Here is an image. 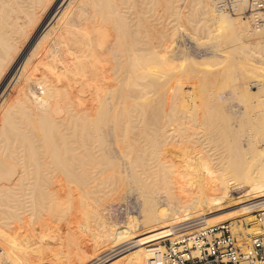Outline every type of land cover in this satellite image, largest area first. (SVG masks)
I'll return each mask as SVG.
<instances>
[{
	"label": "bare ground",
	"instance_id": "obj_1",
	"mask_svg": "<svg viewBox=\"0 0 264 264\" xmlns=\"http://www.w3.org/2000/svg\"><path fill=\"white\" fill-rule=\"evenodd\" d=\"M199 1L207 7L204 45L212 56L190 62L209 65L245 26L211 0ZM196 2L0 0V264H148V244L215 226L218 216L209 209L230 217L226 198L245 184L214 167L195 191L181 150L196 154L202 129L235 137L243 121L198 120L195 105L183 111L180 78L164 81L162 115L135 109L158 69H178L176 40ZM248 2L235 0V7ZM263 12L254 14L257 22ZM112 192L140 201L142 232L118 219L98 220ZM233 207L240 214L264 210V173ZM161 227L168 230L150 233ZM65 247L72 251L56 252Z\"/></svg>",
	"mask_w": 264,
	"mask_h": 264
},
{
	"label": "rangeland",
	"instance_id": "obj_2",
	"mask_svg": "<svg viewBox=\"0 0 264 264\" xmlns=\"http://www.w3.org/2000/svg\"><path fill=\"white\" fill-rule=\"evenodd\" d=\"M214 1L215 0H211L209 3L215 10L236 17L245 26L241 39H238V41L232 44L234 46H231L229 52L225 56L213 57L212 60H214L209 65H196V63L194 64L192 61L190 62V59L201 61L205 57L212 56V51L204 45L208 39L205 26L207 21V7H202L203 4L198 0L191 9L189 16H184V31L183 34L177 37L178 40H176L179 43V48H181V52H179L180 60L176 62L180 63L182 68H180L179 65L178 69H175V71H167L165 67L158 69L151 77V83L145 89L147 94H145L144 98L138 100L144 99L142 101L144 103L141 101L138 102L135 109L139 110V112H136L141 114L144 108L143 106H145L144 109H149L150 107L153 108L152 112L148 111L150 114L154 113L157 117L162 115L163 97L164 94H166L164 81L166 78H169L174 84V82L180 78L179 81L182 80L181 83L186 90L185 97L187 95L185 98V102L187 103L181 105L183 111H185V107L188 105L189 107L195 105L196 111H193V113L198 120L209 119L210 121H218L223 119H234L243 121V127L238 128L239 130L237 134L234 135L235 137L230 138L221 135L222 130L206 132L205 129H202V133L197 137L198 143L194 145L197 155L191 148L182 146L181 156L186 160L190 159L186 166L194 178L196 186L195 191L205 187L209 181L208 179H210L213 174L212 172L216 171L214 167L218 168L219 176H224L228 179L237 177L239 179L237 182L242 185L245 184L242 190L233 188L226 198L225 204L228 206V212L231 213L232 211L230 217L216 213L214 208L209 209L208 212L218 216V222L215 226L223 223L230 224L234 234L239 240L243 243H247L250 234L264 233V220L262 222L258 221L256 216L263 209L260 207L253 209V211L249 212L250 214H240L234 209L233 205L238 197H244L246 192L248 193L251 184L255 182V180L258 182L262 181V175L264 173V21L257 22V20H255L254 17L259 13L253 16L248 12L250 0L247 7L240 6L236 8L234 12L223 11V9L217 7ZM259 2L264 4V0H259ZM259 11L263 12L264 7L259 8L257 12ZM186 31L192 33V37L187 35ZM231 31L232 29L228 28V36H232ZM200 43L202 45H200ZM186 56H189V58H186ZM195 57L201 60H197ZM182 59L186 61H182ZM192 80L194 81L193 83H198V88H192V85H190ZM179 81L178 83H180ZM145 103L147 105H145ZM142 113L147 115L145 112ZM190 113L193 116V113ZM131 114H129V116ZM193 155H196V159L191 157ZM110 194L111 197L108 198L109 200H106V204L103 205H109L111 202L113 205L111 203V208L107 206L104 209L102 207L103 209L100 211L102 215L99 219L97 216L96 218L104 221L109 219L106 223H113L118 219L117 225L121 227H129L131 225L130 231L132 230L133 232L131 233L133 234L137 232L140 233L141 230L143 231L141 223H138L143 219L141 217L140 201L134 196L129 197L128 201H123L121 199H115L116 194L114 195L113 192ZM174 200L176 199L174 198ZM126 202L129 206V213L124 209ZM108 210L113 211L108 212ZM104 216L107 218L106 220ZM127 216L129 217L127 218ZM252 217L255 218V222L250 220ZM138 226H140L141 229ZM204 226L209 228L208 225L199 224L195 227L193 233L204 229ZM211 226L213 227L214 224H211ZM92 227L95 228L96 225L92 223ZM157 229L168 230L161 227L160 229L155 228L150 233H154ZM74 230L76 231L75 228ZM136 230L138 231L136 232ZM237 231L239 236L237 235ZM78 234L80 236L85 235L83 232ZM184 234V236H187L189 232L186 231ZM169 237L170 236L167 238L170 239ZM170 240H172V238ZM172 241L174 242L175 240ZM70 248L71 247H65L64 250L61 249L59 252L56 249V252L60 253V255H66L72 251ZM76 249H79V246H77ZM121 262L119 261V264ZM64 264H66V262ZM121 264H125V262Z\"/></svg>",
	"mask_w": 264,
	"mask_h": 264
},
{
	"label": "built area",
	"instance_id": "obj_3",
	"mask_svg": "<svg viewBox=\"0 0 264 264\" xmlns=\"http://www.w3.org/2000/svg\"><path fill=\"white\" fill-rule=\"evenodd\" d=\"M218 8L234 12L235 0H215ZM264 7L259 0H250L248 12L254 15ZM264 220V210L257 215ZM243 243L230 224L205 228L182 239L167 237L148 247V264H264V233L250 234Z\"/></svg>",
	"mask_w": 264,
	"mask_h": 264
}]
</instances>
